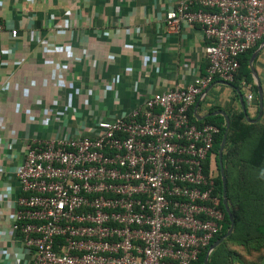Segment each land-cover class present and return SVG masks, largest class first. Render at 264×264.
<instances>
[{
    "label": "built area",
    "instance_id": "obj_1",
    "mask_svg": "<svg viewBox=\"0 0 264 264\" xmlns=\"http://www.w3.org/2000/svg\"><path fill=\"white\" fill-rule=\"evenodd\" d=\"M164 24L201 28L202 74L88 131L26 141L12 229L30 264H199L222 231L219 127L191 109L215 79L233 83L264 39V0H179Z\"/></svg>",
    "mask_w": 264,
    "mask_h": 264
},
{
    "label": "crops",
    "instance_id": "obj_2",
    "mask_svg": "<svg viewBox=\"0 0 264 264\" xmlns=\"http://www.w3.org/2000/svg\"><path fill=\"white\" fill-rule=\"evenodd\" d=\"M178 2L0 0V264H30L12 229L19 196L14 174L28 139L57 130L88 131L204 72L207 42L201 28L184 24L171 33L165 27V15ZM13 29L16 38L10 35ZM252 66L248 89L241 86L244 78L237 86L215 79L191 109L195 120L244 113L239 89L244 118L260 127L264 48ZM248 93L254 96L251 102ZM254 139L239 148L250 152Z\"/></svg>",
    "mask_w": 264,
    "mask_h": 264
},
{
    "label": "trees",
    "instance_id": "obj_3",
    "mask_svg": "<svg viewBox=\"0 0 264 264\" xmlns=\"http://www.w3.org/2000/svg\"><path fill=\"white\" fill-rule=\"evenodd\" d=\"M262 41V40H261ZM261 41L258 43V45L249 50L247 53H245L241 58H240V69L239 72L236 76V79L233 83V85L237 86V83L244 78L246 81H251L252 80V75H251V68L249 65V60L253 54V52L259 47ZM195 119V118H194ZM230 120V128L229 132L227 135V143L225 146L224 150V155H223V165L225 169V173L227 174V167L228 165L234 167V166H239L243 171H248V170H260L264 166V123L260 126L257 127V125H254L252 123H249L245 118H244V113L241 112L239 114H236L232 117H229ZM198 122V121H197ZM199 124H202L204 122H198ZM205 123H212L215 124L216 126L219 127V133L215 137V142H214V152L216 155H218V151L220 148V144L223 139V135L225 133L226 129V122L225 119L222 116H216L213 117L212 121H206ZM258 129H257V128ZM255 129H257L256 133V142L250 152L245 150V147L239 148L241 144H243L248 138L253 137L255 133ZM244 150V151H243ZM247 152V154H246ZM218 158V157H217ZM219 162V158H218ZM216 182L219 187V192L223 195V184H222V177L221 174L219 177H217ZM228 193V199L230 200V193L227 189ZM223 197V196H222ZM222 199V198H221ZM221 207L225 213V220L223 223L222 231L220 234L213 240L212 243L217 241L220 237L226 234L230 227V220L229 216L226 212L225 206L223 204V199L221 201ZM231 207V212L233 215V218L235 220V228L232 236L228 239H234L235 235L237 233V229L239 226V219H238V213L235 211V208ZM249 215V216H248ZM255 213L247 214L248 219L251 222V225L254 223V217ZM241 226V224H240ZM243 227V226H242ZM254 233L259 235V237L264 238V223H260L259 225H255L254 227L252 226L250 231L248 230L246 236L253 237ZM225 245V241H223L222 244H220L213 252V254L209 258L208 264H220V258L223 257L221 254V251L223 249V246ZM207 253V250H205L199 260V264H203L205 255Z\"/></svg>",
    "mask_w": 264,
    "mask_h": 264
},
{
    "label": "rangeland",
    "instance_id": "obj_4",
    "mask_svg": "<svg viewBox=\"0 0 264 264\" xmlns=\"http://www.w3.org/2000/svg\"><path fill=\"white\" fill-rule=\"evenodd\" d=\"M40 136L35 135V137ZM253 138H255L254 135ZM251 146L249 148H252ZM217 157L218 155L214 158V166L219 177ZM230 165L227 167V174L225 173L227 189L230 193V200L228 193L227 199L229 206L234 207L238 213L239 226L234 239H228L232 236L233 229L232 234L224 240L225 245L221 251L223 257L220 258V264H264V238L256 233L253 237L246 236L252 226L264 223V169L243 171L239 166ZM253 212L256 215L251 225L247 214Z\"/></svg>",
    "mask_w": 264,
    "mask_h": 264
},
{
    "label": "water",
    "instance_id": "obj_5",
    "mask_svg": "<svg viewBox=\"0 0 264 264\" xmlns=\"http://www.w3.org/2000/svg\"><path fill=\"white\" fill-rule=\"evenodd\" d=\"M263 48H264V42L258 47V49L252 54V56L250 58L249 64H250V67H251L252 71H254L253 66H252L253 65V61L257 57V55L259 54L260 50L263 49ZM224 83L225 84H229L228 82H224ZM257 86H258V89L260 91L261 90V85H260L259 81H258ZM237 92L239 94V97H240L242 105H243L244 114H245V116H247L246 112H245V108H244L243 96L241 94V91L239 89H237ZM259 106H260V116H261L262 107H263L262 95L260 96V99H259ZM221 114L225 117L226 129H225V133L223 135V139H222V142L220 144L219 151H218V158H219V166H220V170H221V175H222V179H223V183H224L223 204H224L226 212H227V214L229 216L230 227H229V229H228V231L226 232L225 235L220 237L217 241H215L209 247V249H208V251H207V253L205 255L203 264H208L209 258H210V255H211L212 251H214V249H216L220 244L223 243V241L225 239H227L232 234L234 226H235V220L233 218L230 206L228 204V199H227V182H226V177H225V172H224V165H223V152H224V148H225L226 143H227V135H228L229 128H230V120H229V117L224 112H221Z\"/></svg>",
    "mask_w": 264,
    "mask_h": 264
},
{
    "label": "flooded vegetation",
    "instance_id": "obj_6",
    "mask_svg": "<svg viewBox=\"0 0 264 264\" xmlns=\"http://www.w3.org/2000/svg\"><path fill=\"white\" fill-rule=\"evenodd\" d=\"M218 169L220 170L219 162H218ZM220 174H221V170H220ZM221 177H222V175H221ZM222 184H223V191H224V183H223V179H222Z\"/></svg>",
    "mask_w": 264,
    "mask_h": 264
}]
</instances>
